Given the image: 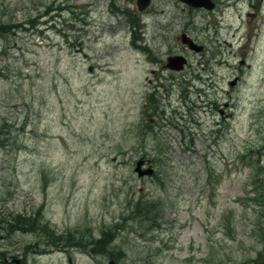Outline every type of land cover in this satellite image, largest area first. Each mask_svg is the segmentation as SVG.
Instances as JSON below:
<instances>
[{
  "label": "rangeland",
  "instance_id": "rangeland-1",
  "mask_svg": "<svg viewBox=\"0 0 264 264\" xmlns=\"http://www.w3.org/2000/svg\"><path fill=\"white\" fill-rule=\"evenodd\" d=\"M217 1L0 0L5 264H264V0Z\"/></svg>",
  "mask_w": 264,
  "mask_h": 264
},
{
  "label": "water",
  "instance_id": "water-1",
  "mask_svg": "<svg viewBox=\"0 0 264 264\" xmlns=\"http://www.w3.org/2000/svg\"><path fill=\"white\" fill-rule=\"evenodd\" d=\"M150 0H138V4L140 9H144L148 4H149ZM190 4L196 5V6H200V5H206L207 7L211 8L212 4H210L209 2H206L205 0H185ZM182 40L185 43H188L189 46L195 50H201L202 46L195 44L188 36L183 35L182 36ZM186 62L185 58L181 57V56H177V57H169V63L168 66L174 69H182L184 66V63ZM234 82H236V80L232 81L231 83L233 84ZM141 163L142 162H138L136 170L139 171L140 175L143 174H151L152 173V168L147 169V170H142L141 169ZM110 264H114L113 261L110 262Z\"/></svg>",
  "mask_w": 264,
  "mask_h": 264
},
{
  "label": "trees",
  "instance_id": "trees-1",
  "mask_svg": "<svg viewBox=\"0 0 264 264\" xmlns=\"http://www.w3.org/2000/svg\"><path fill=\"white\" fill-rule=\"evenodd\" d=\"M144 208H147V206L146 207H144ZM10 222H8L7 224H9ZM0 226H2V223H1V221H0ZM104 239L106 240V242H103V241H98L99 243H100V245L101 246H103V247H106L112 240L110 239V238H107V233H105L104 234Z\"/></svg>",
  "mask_w": 264,
  "mask_h": 264
},
{
  "label": "flooded vegetation",
  "instance_id": "flooded-vegetation-1",
  "mask_svg": "<svg viewBox=\"0 0 264 264\" xmlns=\"http://www.w3.org/2000/svg\"><path fill=\"white\" fill-rule=\"evenodd\" d=\"M2 258H0V260H1ZM4 260V261H3ZM2 261L4 262V263H6L7 261H8V259H2Z\"/></svg>",
  "mask_w": 264,
  "mask_h": 264
}]
</instances>
